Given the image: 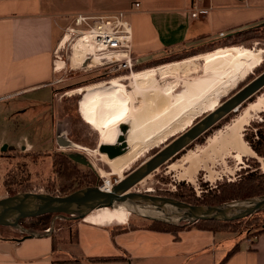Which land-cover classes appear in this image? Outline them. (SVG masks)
Returning a JSON list of instances; mask_svg holds the SVG:
<instances>
[{"label": "crops", "instance_id": "crops-1", "mask_svg": "<svg viewBox=\"0 0 264 264\" xmlns=\"http://www.w3.org/2000/svg\"><path fill=\"white\" fill-rule=\"evenodd\" d=\"M192 2L0 0V119L9 136V142L0 140V153L12 141L23 139L27 113L23 106L28 101L23 98L52 84L55 44L78 16L123 13L131 28V56L136 65L193 48L204 49L200 55L228 48L217 44L264 25V0H205L202 6L212 10L200 19L189 15ZM249 41L231 47L244 48ZM30 100L40 103L42 99ZM1 136L6 137L3 127ZM112 223L121 222L94 225L84 218L75 224L73 242L68 231L54 237L0 239V264H219L235 245L237 251L224 264H264V232L242 239L209 229L190 228L174 234L146 228L124 230ZM73 259L82 261L71 263ZM101 259L110 261H88Z\"/></svg>", "mask_w": 264, "mask_h": 264}, {"label": "rangeland", "instance_id": "rangeland-1", "mask_svg": "<svg viewBox=\"0 0 264 264\" xmlns=\"http://www.w3.org/2000/svg\"><path fill=\"white\" fill-rule=\"evenodd\" d=\"M76 22V19L72 21L60 37L61 39L65 34H68V42L64 44L61 49L57 48L60 39L55 44L53 63L58 65L51 80L52 84L48 86V89L37 91L23 98L28 99L27 103L23 106L27 111L24 115L23 139L12 141V149L18 150V146L24 144L23 146L25 147L22 148L29 150L25 154L33 152L34 150H41V152L50 154L53 152L75 154L80 157L81 163L77 164L79 167H76V165H69L70 167L66 168L67 170L65 172H60L56 168H53L52 160L46 158V156H44L43 159L38 157L30 159L22 156L19 158L20 160L16 161L17 159L13 158V160H10L8 158V152H1L0 199L23 192L65 197L84 188H102L106 184V187H113L120 181L119 178L113 175L108 176V167L100 160V157L95 152V150L98 152V146H100V136L88 127L79 116L78 103L82 96L81 91L94 84H110L118 78L132 76V74L135 75L153 68L178 63L200 55L195 54L196 51L194 52L193 50L196 49L183 50L181 53H172L163 60H160L161 62L141 66L135 70L134 67L136 65L132 67V70H128L123 68V63H110L107 59L101 60L102 66L98 68L87 69L83 66L85 63L83 64L81 62L74 67L70 64L74 45H76L78 39L85 35H83V33L95 31V27L98 25L97 23L99 20L90 18L81 21L79 25H77ZM123 22L125 23L126 21L123 20ZM113 31H122V27L118 26ZM125 46L130 49L131 53V42L126 43ZM243 47L244 49H251L255 52L261 49L264 50V39L252 40V42L249 41L243 45ZM88 54L86 56H88ZM87 61L90 63L91 58L88 57ZM84 62H86V60H84ZM263 64L264 55L263 63L258 67L259 69L257 68L251 71L243 82L228 93V95L222 97L219 101V105L243 88L249 80H253L259 73L264 71L263 68L260 72V68ZM57 70L61 71L58 72ZM216 71L217 70H215L213 66L210 68V73H215ZM163 72L166 74L160 76V73ZM202 74L203 62L201 60L177 67H167L163 71H159L155 89L160 91V89L170 86L173 92L177 94L183 90L184 85L190 84ZM122 83L130 91L135 88L132 79L129 83ZM191 87L192 86H189L187 90L191 89ZM260 95H264V89L254 95L250 101H255ZM33 97L42 100L40 103H33L30 100L33 99ZM146 97L148 98V96ZM74 100L78 102L74 104ZM169 100H171V98L169 99L167 97V102H162L165 104L167 111L171 109V101ZM245 105L246 104H244V106ZM135 106L139 109L137 114L152 116V118L155 119L154 122L157 120L159 112H163L160 104L153 105L147 110H144L143 106L141 108L139 105ZM243 109L244 108H242L240 112L232 113L219 121L179 154L141 180L130 192L172 198L194 206L215 205L228 202L234 198H259L264 196V157L261 155L264 150L258 148L260 153H256L252 148L254 141L257 140V130L264 129V112L256 113L249 125L244 127L242 132L243 140L253 151L254 156L251 154L243 158V162L240 166L236 165L231 159H225L222 162L220 158L215 157L212 152L206 150L208 140L219 131H224L225 127L228 126ZM150 111H155V113H150ZM207 114L208 113L193 114L192 125ZM51 117L54 119L51 120L53 121L54 129L56 126L58 133L64 132L62 134L60 133V137L71 142V145L58 147L55 143L53 144L54 135L52 131H49ZM0 127H3V130L6 132V137L1 136L0 140L9 142L7 125L5 126L1 119ZM118 132L120 134V131ZM181 134L182 133L178 132L176 136L169 139L164 145L153 149V151H149V153H143V156L140 157L136 163L131 165L129 170L124 172V177L132 170L143 165L148 158L156 154L166 146L167 143L176 139ZM117 138L115 142L109 146H117ZM73 144L78 148L73 147ZM8 146V148H10V145ZM80 148H83V150ZM98 154L100 153L98 152ZM188 155H193L192 159H183ZM17 162L21 163L17 164ZM60 165L62 166V164ZM63 165L65 166V164ZM189 175L191 176L190 181H188ZM19 184L21 186H19ZM7 187L12 189H8ZM7 191H11L12 194H9L10 192ZM105 192H109V190ZM117 206L118 204H115V207ZM155 211V213H151L133 209H128L126 212H119L115 209L98 210L87 216L85 221L94 225L121 222L112 224H117L123 228H146L152 225L154 218L176 222L177 225L186 226V222L180 221L178 223L180 219L179 215L174 216L171 212ZM54 219L52 220L53 222H51L53 228L50 234L54 237L61 232L63 234L68 231L69 240L73 242L76 234L75 224L81 220H74L72 217L65 215L59 218L57 217L55 221ZM262 224H264V213H258L235 223L220 225V228L223 229V232L226 233L228 237L232 238L234 236H239L242 238L260 228ZM21 226L25 228V230L0 227V239H20L30 234H41L39 230L43 228V226L37 223V220L23 222ZM27 227H33L36 230L28 231Z\"/></svg>", "mask_w": 264, "mask_h": 264}, {"label": "bare ground", "instance_id": "bare-ground-1", "mask_svg": "<svg viewBox=\"0 0 264 264\" xmlns=\"http://www.w3.org/2000/svg\"><path fill=\"white\" fill-rule=\"evenodd\" d=\"M126 30L128 29L124 26V34L128 33ZM117 34L112 33L109 28L83 33L84 36L78 39L72 49L70 64L75 67L81 62L86 64L87 69H92L101 67V60L104 59L115 64L122 62L125 58L122 55L112 60L108 54L111 43L122 44L125 41L123 37H119ZM68 40V34H65L57 48L61 49ZM87 54L88 56H86ZM263 55V49L255 52L251 49L238 47L221 48L178 63L118 78L110 84L99 83L83 89L78 103V113L81 120L100 136L99 145H112L119 134V127L127 126L125 136L127 151L124 154L109 160L106 155L98 154L95 150L100 160L108 167V176H117L119 180H123L124 172L129 170V167L136 163L143 156V153L153 151L176 136V133H183L189 129L193 122V114L214 112L219 107L220 99L228 95L243 81L245 76L263 63ZM88 57L92 60L90 63L87 61ZM198 60L203 62V74L190 84L184 85L182 91L176 94L170 86H166L160 91L155 89L159 71H163L167 67L186 65ZM212 66L217 70L215 73H210ZM165 74V72L160 73V76ZM131 79L135 88L130 91L122 82L129 83ZM189 86L192 87L187 90ZM167 97L171 98L169 111L162 103L167 102ZM157 104L161 105L163 112L157 113L158 117L155 122L152 116L137 114L139 109L135 105H139L140 108L143 106L144 110H147ZM243 108V111L225 127L224 131H219L208 140L206 146V150L212 152L222 162L225 159H231L239 166L242 164L243 158L251 154L254 156L244 142L242 132L244 127L253 120L256 113L264 112V95H260L255 101L247 102ZM150 113H155V111H150ZM73 147L76 148L77 146L73 144ZM80 149L83 150V148ZM192 157L193 155H188L183 159L190 160ZM190 179L191 176L189 175L188 181ZM106 186L107 184L101 188L104 192L113 188ZM110 209L119 212L133 209L155 213L157 207L127 201L119 203L117 207L114 205L113 208H101L93 212ZM167 210L177 213L171 208H167Z\"/></svg>", "mask_w": 264, "mask_h": 264}, {"label": "water", "instance_id": "water-1", "mask_svg": "<svg viewBox=\"0 0 264 264\" xmlns=\"http://www.w3.org/2000/svg\"><path fill=\"white\" fill-rule=\"evenodd\" d=\"M83 66L85 67L86 64ZM262 89H264V71L222 102L214 112L207 114L176 139L167 143L156 154L148 158L149 160L145 161L139 168L128 173L109 192H104L100 187H89L65 197L24 193L0 199V227L21 229V221L49 214L56 215L54 220L59 215L70 216L74 220H83L96 209L113 208L115 204L127 201L154 205L157 207V210L171 212L174 216L179 215L180 219L178 223L180 221L186 223L198 221L233 222L263 211L264 196L244 202H233L216 207H203L190 205L172 198L130 192L141 180L179 154L219 121L232 113L240 111L244 107V104H247ZM119 131L117 146H98V152L106 155L109 160L124 154L127 149L125 138L127 126L119 127ZM57 139L63 142L60 146L71 145L63 137L59 136ZM72 158L74 162L81 163L79 156L74 155ZM167 208H171L177 211V213L168 211ZM153 220L177 225L176 222L154 218ZM52 228L53 225L50 228L51 231ZM33 236V234H30L24 236V238Z\"/></svg>", "mask_w": 264, "mask_h": 264}, {"label": "trees", "instance_id": "trees-1", "mask_svg": "<svg viewBox=\"0 0 264 264\" xmlns=\"http://www.w3.org/2000/svg\"><path fill=\"white\" fill-rule=\"evenodd\" d=\"M244 39H252V40L264 39V25L260 26V27H258L256 29L247 30L245 32L237 33L234 36H231L229 38H225L223 41H220L217 45H219V47H231V46L237 45V43H239L240 41H242ZM193 49H196V48H193ZM203 50L204 49H196V50H193V51L194 52L196 51L195 54H198V53H200ZM179 53H181V52H179ZM163 59L164 58L156 60V61H153L151 63L144 64V65H136L134 67V70L139 68V67H141V66H145V65L155 64V63L161 62L160 60H163ZM263 68H264V64L260 68V72L262 71ZM245 78H246V76H245ZM244 79H243V81H244ZM76 102H78V101L74 100V104H76ZM256 137H257V140L254 141V145H253L252 148L255 150L256 153H260V151H258V148H262L264 150V129L257 130ZM261 155L264 157V152ZM60 164H62V166ZM63 164H65V166ZM69 165H72V166L76 165V167H79L77 165V163H74V162L70 161L68 158H65L64 156H62L60 154L59 167H58L57 170H59L60 172H65L67 170L66 168L70 167ZM19 186H21V185L19 184ZM9 187H11V186H9ZM9 187H7V188L8 189H12V188H9ZM15 189H18V188H15ZM7 192H10L9 194H12L11 191H7ZM24 193H27V192H23V193H19V194H24ZM15 195H17V194H15ZM15 195H10V196H15ZM254 198H256V197H246L244 199H236V198H234V199H231L228 202H223V203H220V204L201 205V206H203V207H216V206H221V205H225V204H230V203H233V202H244V201L251 200V199H254ZM258 213H264V210L260 211V212H257L254 215H256ZM55 216H56L55 214H49V215H43V216H40V217H37V218L26 219V220H23V221L20 222V227H21V229L25 230V228H23L21 226L23 222H27V221H30V220L31 221L32 220H37V223H39L41 226H43V228L41 230H39V232H41V234H33V235H42V234L45 235V230L51 228V226H52L51 222H53L52 220L54 219ZM62 216H64V215H62ZM62 216L59 215L58 218L62 217ZM235 222H238V221H233V222L198 221V222H195V223H186V226L185 225L184 226H180V225H171V224H168V223H164V222H161V221L154 220L152 225L150 227H146V229L160 231V232H172L174 234H176L180 230L190 229V228L209 229V230H213V231L223 232V229L220 228V225L229 224V223H235ZM125 229H127V228H124V230ZM27 230L28 231L29 230L35 231L36 229H34L33 227H27ZM263 232H264V224H262V226L260 228H258L257 230H254L252 233H249L245 237H242V239H246V238H249V237H254V236L259 235L260 233H263ZM5 240L18 241L19 238H9V239H5ZM235 251H237V245H235L234 247H232V249L230 251H228V253L224 256V258L219 262V264H224L231 257V255ZM81 261L82 260H80V259L70 260L71 263H80ZM88 261H90V262H101V261H110V260L101 259V260H88Z\"/></svg>", "mask_w": 264, "mask_h": 264}, {"label": "built area", "instance_id": "built-area-1", "mask_svg": "<svg viewBox=\"0 0 264 264\" xmlns=\"http://www.w3.org/2000/svg\"><path fill=\"white\" fill-rule=\"evenodd\" d=\"M204 1L205 0H193L191 6L189 8V15L191 18H193V19L204 18L210 13L212 8L202 6V3ZM134 6H135V8H138L139 4L135 3ZM86 19H90V18H82V17L78 16L76 18V21H77L76 23L79 24L81 21H84ZM96 19L99 20V22L97 23L98 25L95 27L96 30L101 29V28H103V29L109 28L112 33L113 32L118 33L117 36L123 37L125 39L124 43H122V44H120L118 42L111 43L110 44L111 49H109L108 54H109V58L112 60L116 59V57L119 55H122V57H125V58H123L124 60H122V62L120 61L119 63H123V65H122L123 68L128 69V70H132V67H134L136 65V63L132 59L130 49L125 46L126 43L131 42V28H130L129 23L126 20V16L123 13H118L116 15L108 16V17H97ZM110 20H112V21H110ZM123 20H125L127 23L126 22L124 23ZM118 26L122 27V31H113ZM124 26H126V29H128V30H126V32H128L127 34L126 33L124 34V31H123ZM219 38H224V34H219ZM53 66H54V70H55L56 65L54 63H53ZM50 232H51L50 228L45 230V234H49Z\"/></svg>", "mask_w": 264, "mask_h": 264}, {"label": "flooded vegetation", "instance_id": "flooded-vegetation-1", "mask_svg": "<svg viewBox=\"0 0 264 264\" xmlns=\"http://www.w3.org/2000/svg\"><path fill=\"white\" fill-rule=\"evenodd\" d=\"M261 73H259V74H261ZM251 80H249V81H251ZM51 120H54V119L52 117L50 118L49 131L50 132L52 131L53 135H54L53 144L55 143V145H57L59 147L63 142H60V140H58L57 137L61 136V134L64 133V132H62V133L60 132L61 134L58 133L56 126H55V129H54L53 121H51ZM23 145L24 144L19 145L18 146L19 147L18 150L17 149L14 150V149H12V144H11L10 148H8L9 147L8 146L7 149L4 150V152H8V158L10 160H13V158H14V159H17L16 161L20 160L19 158H21L22 156L25 157V158H30V159H35V157L43 159L44 156H46V158H49V159L52 160L53 168H56V169H58V167H59L60 154L62 156H64L65 158H68L70 161L74 162L72 156H74L75 154H63V153H60V152H53L52 154H50V153L41 152V150H34L33 152H28L27 154H25L29 150L26 149V148H22V147H25ZM18 163H21V162H17V164ZM74 163H76V162H74Z\"/></svg>", "mask_w": 264, "mask_h": 264}]
</instances>
